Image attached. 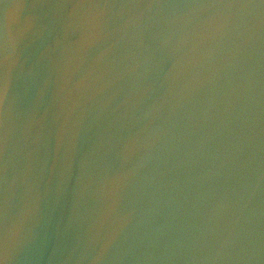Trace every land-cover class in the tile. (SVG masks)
Listing matches in <instances>:
<instances>
[{
	"label": "water",
	"instance_id": "1",
	"mask_svg": "<svg viewBox=\"0 0 264 264\" xmlns=\"http://www.w3.org/2000/svg\"><path fill=\"white\" fill-rule=\"evenodd\" d=\"M0 264H264V0H0Z\"/></svg>",
	"mask_w": 264,
	"mask_h": 264
}]
</instances>
